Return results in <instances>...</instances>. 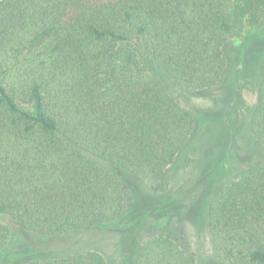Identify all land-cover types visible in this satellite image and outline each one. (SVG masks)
<instances>
[{"label":"trees","instance_id":"obj_1","mask_svg":"<svg viewBox=\"0 0 264 264\" xmlns=\"http://www.w3.org/2000/svg\"><path fill=\"white\" fill-rule=\"evenodd\" d=\"M263 21L264 0H0V215L52 237L120 219L116 170L158 178L196 123L145 62L183 93L212 88L225 45ZM249 129L264 155V71ZM217 186L212 253L264 264V164ZM180 240L146 239L134 264H194ZM21 264L108 262L88 251Z\"/></svg>","mask_w":264,"mask_h":264},{"label":"rangeland","instance_id":"obj_2","mask_svg":"<svg viewBox=\"0 0 264 264\" xmlns=\"http://www.w3.org/2000/svg\"><path fill=\"white\" fill-rule=\"evenodd\" d=\"M223 54L226 64L220 81L191 93L181 92L168 74L145 62L168 94L190 110L196 123L189 142L158 178L146 180L116 170L124 192L119 220L52 237L25 231L15 220L0 215V264L88 251L99 252L108 264H134L143 241L169 232L181 237L180 245L193 254L194 264H226L212 253L208 209L218 184L242 169L264 164L249 129L256 82L264 71V21L231 39Z\"/></svg>","mask_w":264,"mask_h":264}]
</instances>
